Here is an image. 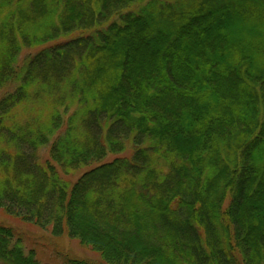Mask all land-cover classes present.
Segmentation results:
<instances>
[{"label": "trees", "instance_id": "16d2710c", "mask_svg": "<svg viewBox=\"0 0 264 264\" xmlns=\"http://www.w3.org/2000/svg\"><path fill=\"white\" fill-rule=\"evenodd\" d=\"M0 210L98 261L46 264H264V0H0Z\"/></svg>", "mask_w": 264, "mask_h": 264}, {"label": "rangeland", "instance_id": "374dc122", "mask_svg": "<svg viewBox=\"0 0 264 264\" xmlns=\"http://www.w3.org/2000/svg\"><path fill=\"white\" fill-rule=\"evenodd\" d=\"M36 52V50H24L18 56V63L20 64L24 58L29 55H32ZM48 150L46 148V153H44L46 159L48 157ZM130 155V150H127L125 153L121 154L120 156H128ZM43 157V155H42ZM114 158V157H112ZM88 169V168H87ZM86 169H83L77 173L71 175V177H65L68 181H75L76 178ZM227 204L225 203L224 206ZM0 224L10 227L16 233H20L25 236V249H38V253L41 254V261L43 264H46L47 260H51L52 258V251L56 249L59 252L67 253L70 257H76L78 259H88L97 261L95 255L91 254L88 250H85L77 244L76 241L70 240L66 237H62L58 239H50L49 234L46 232H42L37 230L29 225L21 223L18 220L12 219L4 215V213L0 210ZM98 262V261H97Z\"/></svg>", "mask_w": 264, "mask_h": 264}]
</instances>
